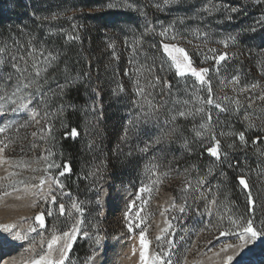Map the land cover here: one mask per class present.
Wrapping results in <instances>:
<instances>
[{
	"label": "rangeland",
	"instance_id": "1",
	"mask_svg": "<svg viewBox=\"0 0 264 264\" xmlns=\"http://www.w3.org/2000/svg\"><path fill=\"white\" fill-rule=\"evenodd\" d=\"M29 1L0 0V12L18 22L20 17L30 15ZM94 1L97 7L84 11L95 15L88 22L81 20L82 11L78 9L69 13L73 25L78 28V24H81L74 39L80 43L88 58L86 77L91 82L88 101L82 107L83 140L92 150L85 185L80 189L75 187V193L69 191L74 187L70 184L69 165L56 153V140L49 135L51 127L42 115V112L49 113L43 106L48 90L41 89L44 93L41 95L33 85L28 89L22 88L12 97L16 104L8 99L0 100V105H3L0 107V128H4L0 132V149L3 150L0 151V197L24 188L37 192L34 206L30 208V230L20 246L22 256L29 258L26 259L31 264L32 260L47 251V242L54 232L62 235L78 221L81 222L80 232L72 243L65 264H90L89 258L94 256L100 242L113 238L119 241V251L115 257L117 264H140L141 231L148 242L146 254L163 256L167 252L164 259L170 260L171 264H200L202 257L220 253L227 245H239L241 241L235 234L237 229L233 232L222 231L224 235L213 230V215L218 208L219 195L217 182L212 178L214 173L200 175L193 165L190 169L193 177L190 178L187 168L178 163L184 153L193 154V151L189 138L175 140V124L180 118H192L188 133L194 140L204 142L215 135L216 140L221 141L224 135H229L224 133L223 128L229 131L230 126H236L235 122H231L233 125L222 124L218 118L230 110L249 127L258 126L264 130V100L259 98L264 96V0H242L253 4L242 9L244 18L252 14L251 8L255 4L263 2L259 14H254L249 34H246V20L231 21L228 25L216 23L220 33L217 42L225 50L218 54L213 53L207 44L189 39L176 40L175 43L168 41V34L172 30L161 28L159 15L171 5L178 6L179 0H168L167 3L165 0ZM21 3L27 6L20 8ZM202 3V12H199V18L194 23L206 21L217 14L214 2L203 0ZM149 8L153 11L152 15L148 14ZM232 9L233 6L222 5V11L230 12ZM9 12L12 14L8 15ZM189 28L196 34L195 25H189ZM23 38L29 44L35 39L32 36ZM239 41L243 42V48L251 45L252 49H241L240 52L225 47V43L228 46ZM164 44L184 49L191 67L197 71L208 68L209 72L204 74L206 83L201 84L190 71L178 76L171 58L163 50ZM202 50V65L199 67L190 53ZM223 53H227L226 59L217 64L214 58ZM232 55L234 59L239 57L243 64L233 67L231 74H228L224 65ZM12 56H16L14 47H10L7 54L0 58V96H10L17 84L32 79L24 67L19 68L21 71L16 70L14 75L6 72L5 65L12 62ZM246 71H249L250 78H245L243 73ZM173 74L177 82L173 85L169 83L170 87L165 88L164 82H168ZM157 77L160 83H157ZM233 78L239 83L234 82ZM209 86L214 100L212 105L206 102ZM139 88L144 89L141 95H137ZM21 96L24 102L30 100L31 103L26 110L13 112L12 108L21 102ZM149 101L159 110L146 116L145 113L150 111ZM215 103L225 110L217 109ZM162 104L163 107H160ZM197 109L203 111L198 112ZM33 112L37 114L33 116ZM181 112L185 115L181 116ZM209 113L212 117L210 124ZM202 124L208 127L201 128ZM198 131L200 136L196 135ZM244 153L258 156L263 155L264 151L245 150ZM212 158L220 161L221 151L219 159ZM61 172L64 174L60 175ZM257 175L261 178H258V185L250 193L255 201L251 218L259 229L264 221V172ZM201 179L205 181L204 185L197 184ZM41 180L44 182L41 183ZM188 182L191 187L184 191ZM197 187L199 190H196ZM103 190L108 195L105 210L102 204ZM201 192L207 200L201 198ZM52 196H56L55 203ZM210 201L215 203L209 204L211 212H208L205 205ZM61 204L65 208L64 215L59 211ZM73 204L82 211L73 208ZM130 205H134L131 211ZM181 207L184 211L180 210ZM2 208L6 209L5 206ZM49 212L52 214L48 215ZM38 214L43 216V228L36 222ZM18 219L15 217L12 223L0 225L14 226L12 231H15L18 226L13 223ZM19 226L26 227V224L22 222ZM33 228L35 231L31 230ZM85 232L88 236L84 235ZM97 235L99 244L96 243ZM82 242L90 246V251L89 256L79 263L72 258V249ZM263 243L264 239L257 241L255 246L227 248L225 259L233 256V260L227 264L244 259L245 264H252L254 257L262 251ZM225 259L216 264H226Z\"/></svg>",
	"mask_w": 264,
	"mask_h": 264
},
{
	"label": "trees",
	"instance_id": "2",
	"mask_svg": "<svg viewBox=\"0 0 264 264\" xmlns=\"http://www.w3.org/2000/svg\"><path fill=\"white\" fill-rule=\"evenodd\" d=\"M211 1L214 2L213 5L217 14L202 22L194 23L199 18L203 0H179L178 6L171 5L170 8H166L159 16L162 19L161 28L172 30V33L168 34V41L175 43L176 40L189 39L195 43L207 44V47L209 46L212 51L214 50L213 53L218 54L224 48L222 44L217 42L220 33L216 23L228 25V22L231 21L246 20V25H248L246 26L248 28L246 34H249L252 30L254 14L258 15L263 5V2L255 4L251 8L252 14L244 18L242 9L249 5L252 6L251 2L242 0ZM27 4H29L31 17L26 14L20 17L18 22L12 21L0 12V48L6 47L8 52L10 47H14L15 44L16 56L24 55L27 59V63L17 59V65L19 68L27 69L29 77L35 78L36 67L46 69V71L41 72L39 81L41 89L48 90L43 100V106L49 113L43 114L42 112V115L45 122L51 127L49 135L56 140V153L61 155L64 158L63 161L69 165L70 184L74 185L69 191L75 193V187L80 189L82 185H85V173L92 156V150L83 140L84 118L82 111V107L88 101L91 82L85 75L89 69L88 58L80 43L74 39L81 24H78V28L73 25L69 13L73 9H78L80 12L82 11L81 20L88 22L95 15H89L84 11L88 8L94 9L97 7V3L94 0H30ZM27 4L21 3L19 7L27 6ZM222 5L233 6L236 11H232L233 9L230 12L222 11ZM152 13L153 11L149 8L148 14L152 15ZM7 14L10 15L12 12ZM192 24L195 25L196 34L192 33L191 28H189V25L192 26ZM25 36H32L35 39L29 44L24 40L23 37ZM69 37H72V40ZM243 46V42L239 41L228 44L226 48L237 49L240 52H242L241 49L245 51L252 49L251 45H247L245 48ZM30 49H35L31 57L28 56ZM49 54L55 59H49L46 63L44 57H48ZM202 54L203 50L190 53L194 63L199 67L202 65ZM228 59L224 65L228 74H231L233 67H239L243 64L239 57L234 59L232 55V58ZM34 61L36 62L35 67ZM12 64L13 60L10 64L5 65V70L8 74L14 75L16 69L12 67ZM248 73L249 71L243 73L246 79L250 78ZM176 79V75L173 74L168 78V83L173 85L177 82ZM218 118L222 124L224 122L227 125H233L231 122L236 123L235 127L230 126L229 131L223 128L224 133H229V135H224L223 139L219 141V148L222 153L220 161L216 162L207 151V148L213 145L211 139L201 142L189 136L188 127L192 124V118H180L178 120V124H175L177 131L175 140L180 141L189 138L188 141L193 154L184 153L178 163L187 168L190 178L193 177L190 172L193 165L200 175L206 176L209 172L214 173L212 178L217 182L219 195L217 199L218 208L213 215L212 227L214 226L215 232L220 233L222 231H235L229 217L238 221L241 217L251 218L252 212L248 211L247 198L249 191L255 190L256 185H258V178H261L257 173L264 172V154L250 156L246 155L244 151H264V130L258 126L249 127L240 121L237 114L230 112V110L220 114ZM59 126H61L60 129ZM73 130L77 133L76 137L72 136ZM241 132L245 135L244 142L238 138V134ZM254 140L256 143H253ZM238 178L245 179L248 189H244L240 185ZM89 251L90 246L87 243L75 244L72 249V258L82 263L84 258L89 256Z\"/></svg>",
	"mask_w": 264,
	"mask_h": 264
},
{
	"label": "snow or ice",
	"instance_id": "3",
	"mask_svg": "<svg viewBox=\"0 0 264 264\" xmlns=\"http://www.w3.org/2000/svg\"><path fill=\"white\" fill-rule=\"evenodd\" d=\"M165 2L167 3L168 0H165ZM232 11H236L235 9H233ZM254 31V29H253ZM165 33H161V35H164ZM69 39H72V37H69ZM15 47V44L13 45ZM225 47H227V44L225 43ZM163 50L168 54V56L171 58L173 65L176 68V74L178 76H183L185 75V73L187 71L191 72V75L195 76L196 79L201 83L204 84L206 83L205 81V76L204 74L209 72L208 68H202L199 71H197L195 68H192L190 65V61H189V57L188 55L185 53V50L182 48H178L175 46H169L168 44H164L163 45ZM35 49H30L28 51V56L31 57L34 53ZM214 51V50H213ZM175 53V54H174ZM7 54V48H0V57L4 56ZM178 54V55H176ZM182 57V59H181ZM227 57V53H223L220 54L219 56L215 57L214 59L216 60V63L219 64L222 60H225ZM17 59L18 60H22L25 61V63H27V59L24 55H19V57L17 56H12V60H13V64L12 67L14 69H16L17 71H21L17 65ZM49 59H55V57H51V54H49L48 57H44L45 62L47 63L49 61ZM35 61H34V67H35ZM27 69H24V71H26ZM42 71H46V69H40L38 67L35 68V78L32 79H28L27 82H22L20 84H17L15 91H13L11 93L10 96H0V100H4V99H8L12 104H16L17 101L15 99H12V97H15L17 95V93H19L21 91V89H28L33 87V85L36 86V91L37 93H40L41 95H43L44 93L41 90V84L39 81V77L41 76V72ZM85 75H87V73H85ZM11 79V78H9ZM234 82L239 83L238 80H236L235 78H233ZM157 83H160L159 77L156 78ZM210 85V82H208ZM152 87H155V85H151ZM164 87L168 88L170 87V84L165 81L164 82ZM252 87H256L255 85H252ZM123 90V88H121V91ZM144 92L143 88H139L137 91V95H141ZM260 99L264 100V96L259 97ZM20 103L16 106L12 108L13 112H18V111H24L28 108L29 104L31 103V101L29 100L27 103L24 102V97L21 96L20 97ZM207 104L212 105L214 104V100L212 98V89L209 86L208 87V97H207ZM135 103H138L135 102ZM0 107H3V105H0ZM148 107H149V112H146L145 115H149L151 113H154L156 111H158L159 109L157 108V106L153 105L151 101L148 102ZM160 107H163V104L160 105ZM215 107L217 109H219L220 111H224L225 109L219 104V103H215ZM143 111V108H142ZM198 112L203 111V109H197ZM37 113L33 112V116H35ZM181 116L185 115L184 112L179 113ZM247 119V117H245ZM172 119H175V116L172 117ZM212 120L211 114L209 113L208 116V123L210 124ZM37 123H39V121H37ZM208 125L207 124H202L201 128H207ZM4 128H0V132H3ZM77 133L75 130H73L72 135L75 136ZM33 135L35 136L36 133L34 132ZM197 136H200L201 133L198 131L196 133ZM238 138L241 142L245 141V135L243 132L238 134ZM211 140L215 141V143L211 146L207 148L208 153L213 156L216 157L217 159L220 158V151H219V146H220V142L218 140H216L215 135L211 136ZM253 143H256V141L254 140ZM0 151H3L2 149H0ZM226 156V154H225ZM59 167V166H57ZM64 169L67 171L68 170V166L65 164L64 165ZM64 173L61 172L60 175H63ZM239 179V183L240 185H242L244 187V189H248V184L246 183L245 179L243 178H238ZM44 181L41 180V183H43ZM58 183V181H57ZM198 185H204L205 181L203 179L198 180L197 181ZM191 187V183L188 182L185 184L184 187V191H187L189 188ZM147 189H141V191H146ZM196 190H199V187H197ZM201 198L207 200V198L204 196L203 192H201ZM248 211L249 212H254L255 210V201L253 200L251 193L249 191L248 194ZM56 201V196H52V202L55 203ZM210 203H215V201H210L208 203H206L205 205V210L208 212H211V208L209 207ZM73 208H76L77 211H82L76 204L72 205ZM134 205H130L129 206V211H131V208ZM181 211H184L183 207H181L180 209ZM59 211L61 215H64L65 213V208L64 205L61 204L59 207ZM52 213L49 212L48 215H51ZM139 215V213L137 214ZM128 217V213L125 214V218L127 219ZM36 222L39 224V226L41 228L44 227V219L43 216L38 214L36 216ZM229 220L231 222V224L234 226L235 229H237L236 231V237L238 238L239 241H241V243L239 245H227L225 247V249H222V251H226L227 248L229 247H240V248H244L246 246H255L256 242L259 240L264 239V221L261 222L262 226L261 228H256L255 226V221L252 218H244L241 217L240 220H236L233 219L231 217H229ZM80 221H78L70 231H65L62 233V235H57L55 234V232L53 233L52 237L50 240H48L47 242V251H44L39 257L38 259H34L32 260L31 264H65V260L68 259L69 256V251L72 248V243L73 241L76 239L77 234L80 232ZM131 223V222H130ZM14 226L11 225H0V228H3V230L5 232H8L9 235H11L12 233V228ZM137 227H139V225H137ZM32 231H35V228L31 229ZM85 236H88V233L85 232L84 233ZM221 235H224V233L222 232ZM23 237H21L20 233H16L14 239H22ZM159 239V237H157ZM60 240H63L64 243L61 246V248L59 249V259H52L51 258V253L54 250V245L57 244ZM100 242V238L97 235L96 237V243L99 244ZM171 243V241H169ZM140 244H141V252H140V264H171V261H165L164 257L168 255L167 252H165L162 255L160 254H152V255H147L146 254V249L148 246V242L145 240V233L143 231H141L140 233ZM90 260L92 259L91 257L89 258ZM233 260V256H227L226 257V264L228 261H232Z\"/></svg>",
	"mask_w": 264,
	"mask_h": 264
},
{
	"label": "bare ground",
	"instance_id": "4",
	"mask_svg": "<svg viewBox=\"0 0 264 264\" xmlns=\"http://www.w3.org/2000/svg\"><path fill=\"white\" fill-rule=\"evenodd\" d=\"M36 195L37 192L33 189L24 188L15 193L0 197V224L9 222L12 223L13 218H19L18 220H14L13 224L18 226V228H16L15 231H12L11 235H9V233L5 232L3 229L0 230V264H28L29 258L22 256L20 252V246H22V239L28 235L30 230V208L34 206ZM102 204L103 209L105 210L108 204V195L105 190L102 191ZM3 206H5L6 209H3ZM22 222H25L26 227L19 226L20 223L22 224ZM16 233H20L21 237L23 238L14 239ZM117 242L119 241L116 238H113L110 241L105 239L102 240L96 253L92 257L90 264H117L115 261V257L117 256L116 254H118L117 252L119 251ZM63 243L64 241L60 240L56 244V247L51 253L52 259H59V249ZM227 254V250L220 253H212L208 258L202 257L200 264H216L219 261H223ZM254 258L255 259H253L254 262L252 261V264H264V243L262 251ZM245 261L246 260L244 259L235 264H242Z\"/></svg>",
	"mask_w": 264,
	"mask_h": 264
}]
</instances>
